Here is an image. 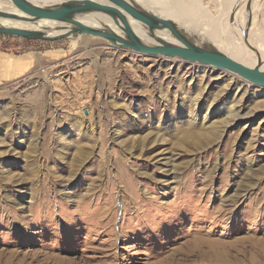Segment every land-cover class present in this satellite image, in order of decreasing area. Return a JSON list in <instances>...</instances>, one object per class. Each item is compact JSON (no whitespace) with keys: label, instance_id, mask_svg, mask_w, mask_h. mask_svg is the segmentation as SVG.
<instances>
[{"label":"rangeland","instance_id":"374dc122","mask_svg":"<svg viewBox=\"0 0 264 264\" xmlns=\"http://www.w3.org/2000/svg\"><path fill=\"white\" fill-rule=\"evenodd\" d=\"M0 51L41 57L0 80V264H264L263 87L91 35Z\"/></svg>","mask_w":264,"mask_h":264},{"label":"water","instance_id":"95a60500","mask_svg":"<svg viewBox=\"0 0 264 264\" xmlns=\"http://www.w3.org/2000/svg\"><path fill=\"white\" fill-rule=\"evenodd\" d=\"M244 1L237 0L232 19L239 42L248 44L257 58V64L253 67L233 59L213 45L195 41L177 22L157 14L137 0H61L51 3L11 0L15 9L0 10V19L35 22L44 17H52L64 23L41 29L0 25V34L50 41L77 38L79 35L101 37L116 48L138 54L178 57L189 62L228 70L264 88V69L261 68L258 50L249 39V32L253 27L250 17L251 2L246 13L249 21L245 28L238 16ZM136 29L143 33L145 38L140 36Z\"/></svg>","mask_w":264,"mask_h":264},{"label":"bare ground","instance_id":"6f19581e","mask_svg":"<svg viewBox=\"0 0 264 264\" xmlns=\"http://www.w3.org/2000/svg\"><path fill=\"white\" fill-rule=\"evenodd\" d=\"M32 1L51 3L61 0H32ZM137 1L143 4V6L147 7L148 9L153 10L157 14L177 22V24L181 27V29H183L195 41L213 45L217 49L227 53L233 59L247 66L253 67L254 65L257 64L256 63L257 58L255 54L250 50L249 45L243 42L242 43L239 42L238 34L232 18H227L226 20L222 21V19H213L211 17H208L206 13H203L201 12V10L197 9L198 6L194 5V2L192 0L191 1L187 0L183 2L184 4L181 3V8L183 7V11L177 6L172 7L173 4L167 0H137ZM256 1L257 0H249L248 2H246L245 6L241 7L239 11L238 14L239 20L244 28L246 27V23L249 21L248 15L246 14L248 11L249 3L251 2V9L254 10L256 4L258 3L257 2L256 4H254ZM261 4L264 5V0L261 2ZM13 9H15V6L11 2V0H0V10L10 11ZM200 13L203 14V16H200ZM254 14L253 17H251L253 19H255L257 16V15L254 16ZM218 20L222 21L223 24H217L216 21ZM230 20L232 21L230 22ZM63 23L64 21H57L52 17H44L35 22H27L23 20L0 19V25L2 26L15 27V28H28V29H41L45 26H54L56 24H63ZM227 28L228 31L226 33L221 32L223 29H227ZM136 30L140 36L145 38L143 33H141L138 29ZM254 37H255L254 35L249 33V39L251 43L258 50L259 58L262 59L264 57V36L260 37L259 39H255ZM261 68L264 69L263 62L261 63Z\"/></svg>","mask_w":264,"mask_h":264},{"label":"crops","instance_id":"0c3cea01","mask_svg":"<svg viewBox=\"0 0 264 264\" xmlns=\"http://www.w3.org/2000/svg\"><path fill=\"white\" fill-rule=\"evenodd\" d=\"M248 1L249 0H245L242 6H245ZM259 1L260 0H257L254 4ZM236 2L237 0H221L219 2L221 6V11L219 13L220 17L217 19H222V21H224L227 18H232V11ZM197 8L201 10L200 7ZM203 8H205V12L203 10L202 12L207 14L204 4ZM46 53L50 54V52ZM40 59L41 57L35 55L34 51H27L22 55H13L10 52L0 51V80L13 81L24 78L37 67Z\"/></svg>","mask_w":264,"mask_h":264}]
</instances>
